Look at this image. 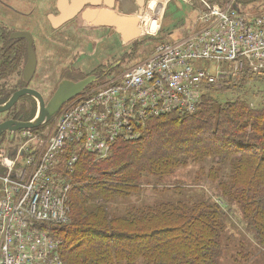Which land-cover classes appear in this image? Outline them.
I'll return each mask as SVG.
<instances>
[{"label":"trees","instance_id":"obj_1","mask_svg":"<svg viewBox=\"0 0 264 264\" xmlns=\"http://www.w3.org/2000/svg\"><path fill=\"white\" fill-rule=\"evenodd\" d=\"M257 1L264 5L246 4ZM223 83L209 89L193 115L148 122L141 139L119 143L109 158L80 156L71 175L70 223L58 231L64 264H219L229 240L224 206L240 210L264 250V96L257 95H264V73ZM192 165L216 184L215 199H191L184 187H172L179 191L174 200L107 211L146 177L161 181Z\"/></svg>","mask_w":264,"mask_h":264},{"label":"built area","instance_id":"obj_2","mask_svg":"<svg viewBox=\"0 0 264 264\" xmlns=\"http://www.w3.org/2000/svg\"><path fill=\"white\" fill-rule=\"evenodd\" d=\"M199 2V30L158 43L129 68L108 67L62 107L50 139L28 135V157L21 169L7 165L0 192V264H64L58 231L70 223L71 175L82 154L107 159L119 143L141 139L148 122L193 115L227 77L264 73V14L235 0ZM148 18L143 34H158Z\"/></svg>","mask_w":264,"mask_h":264},{"label":"flooded vegetation","instance_id":"obj_3","mask_svg":"<svg viewBox=\"0 0 264 264\" xmlns=\"http://www.w3.org/2000/svg\"><path fill=\"white\" fill-rule=\"evenodd\" d=\"M64 2L70 5L72 0ZM58 4L59 0H0V84L4 85H0V106L23 90L35 92L47 101L63 81L77 82L89 77L97 81L108 69L107 27L89 25L85 29L77 19H57ZM29 50L35 56L36 66L33 76L26 81ZM37 112V99L25 95L11 109L0 113L6 115L0 126L7 122H31ZM40 129H8L0 135V192L8 176L7 165L11 163L16 170L23 167L28 157V135L37 137Z\"/></svg>","mask_w":264,"mask_h":264},{"label":"rangeland","instance_id":"obj_4","mask_svg":"<svg viewBox=\"0 0 264 264\" xmlns=\"http://www.w3.org/2000/svg\"><path fill=\"white\" fill-rule=\"evenodd\" d=\"M194 1L196 0H193L192 3ZM206 1L210 3L223 4L228 2L229 0H218L219 2H217V0ZM235 1L237 2V4H240L245 11L251 12L254 15L264 14L263 1H257L247 4L246 1L248 0ZM152 2L162 3L163 6H161V11L163 14H160V19H162L161 23L160 21L156 23V19H150L149 23L147 24V28L151 26L153 32H155L160 27L158 34L150 36L148 34L141 35V31H144L142 27L146 26V22L144 21L142 24H140V38L133 41L130 46L123 47L121 34L119 32L118 34L116 33L119 40L117 42L116 48L113 44L112 47L114 48V50L110 48L108 51V67L121 62V69H123L125 68V63H127L126 65H128L132 61H143V59H146L149 56L153 48L158 43L166 41L171 42L176 40L177 35H185L188 29L196 20L191 19L190 10L189 12H187L189 6L192 3L189 5L186 3V0H147V4H151ZM164 5H167L166 11ZM156 6L158 7V4ZM173 30L177 34H175L172 38H169L167 32ZM111 34L112 32H110V35ZM0 85L4 87L3 84ZM259 91H261L260 88L256 90V92ZM262 92L264 93V87H262ZM54 93L55 92L53 91L48 95L46 102L50 100V98L52 97L51 95H53ZM257 95L259 97L264 96L260 93H257ZM257 103L259 104V102ZM5 117L6 115L0 116V121ZM53 122L54 120L41 127V134L39 133V136L42 135V139H50L51 136H53ZM200 167V165H192L186 169H180L172 177L164 178L161 181H157L154 177H146V182L143 184L141 189L138 190L139 192H135L131 197L127 199H117L109 206H106V209L107 211L115 212V214H118V210H116L117 208L125 210L133 205L152 206L162 201L174 200V194H176L177 196L179 194V191H173V189H170L172 187H184L185 194L188 196V198L191 199H199L201 197H204V199H215L216 184L211 183L205 176L199 174L201 169ZM206 168L208 169L209 165H207ZM220 203L222 204L221 201ZM224 204L222 205L224 206ZM224 207L227 213L225 235L226 237H229V240L223 241L224 243L222 246L224 247V249H222V254L219 258V264H264V250L257 245L256 241L254 240V236L248 232L247 226L243 220V216L240 210L235 206Z\"/></svg>","mask_w":264,"mask_h":264},{"label":"crops","instance_id":"obj_5","mask_svg":"<svg viewBox=\"0 0 264 264\" xmlns=\"http://www.w3.org/2000/svg\"><path fill=\"white\" fill-rule=\"evenodd\" d=\"M154 2H157V1H154ZM154 2H152L151 4H147V2L145 3V0H144V4L141 7L140 0H72V3L70 5L67 4V2H64V0H59L58 5H59L60 14L57 17V19H77L76 22L81 23L82 27H84L85 29L89 25L94 26V27L106 26L108 31L112 32V34L110 35V40H109V48L114 50L112 45L114 44V42H117L119 40L117 38L118 32L121 34L123 47L130 46L133 41L140 38V35L138 38H135L133 40H128L126 38L124 30H120L117 27L110 25L113 23L112 18L114 16L126 17V18H136L138 17L139 12L142 11V17L138 25V29L140 31V24L144 22V19H149L148 16L151 17V14H152L151 12L155 4L156 5L158 4V7L159 5L162 6V3H154ZM78 5H80V10L77 12ZM164 6H165V11H166L167 5H164ZM189 10H190L191 19H196V20L194 21L193 25L188 29L185 35L183 36L177 35L176 39L183 38L187 36L188 34L194 31H197L201 28L198 20L200 19V15L203 11V8L199 0L194 1L189 6V9L187 10V12H189ZM51 20L52 22L55 21V19H51ZM161 21L162 19H160V23ZM63 22H61L60 28L64 27ZM45 24L48 25V23H45ZM159 30H160V27L158 31ZM141 32H142L141 35H144L143 30ZM175 34L177 33L174 30L167 32V35L169 38H172ZM137 62L132 61L128 65H126L127 63H125V66L129 68L133 66L134 64H136Z\"/></svg>","mask_w":264,"mask_h":264},{"label":"water","instance_id":"obj_6","mask_svg":"<svg viewBox=\"0 0 264 264\" xmlns=\"http://www.w3.org/2000/svg\"><path fill=\"white\" fill-rule=\"evenodd\" d=\"M144 4V0H140L141 7ZM80 10V5L77 6V12ZM142 17V11L139 12L138 17L136 18H126V17H117L114 16L113 23L111 26H115L120 30L125 31L126 38L128 40H133L138 38L140 35V31L138 29V25L140 23ZM36 60L33 52L29 50L28 54V63L25 68V77L26 81H29L35 72ZM96 82L95 77H89L82 81H68L65 80L58 86L56 92L52 96V98L46 102L43 98L30 90H23L15 94L12 99L5 104L4 106H0V113H4L12 108V106L23 96L30 95L37 99L38 101V112L33 121L28 123L22 122H7L0 126V135L6 131H17V130H33L39 127L45 126L50 123L60 112L62 107L73 100L74 98L81 95L88 87Z\"/></svg>","mask_w":264,"mask_h":264},{"label":"bare ground","instance_id":"obj_7","mask_svg":"<svg viewBox=\"0 0 264 264\" xmlns=\"http://www.w3.org/2000/svg\"><path fill=\"white\" fill-rule=\"evenodd\" d=\"M163 7V6H162ZM163 10V9H162ZM151 13H153L152 15H151V18L150 19H156V23L158 22V21H160V14L162 13V11H161V6L159 5V7L157 8V6H156V4H155V6L153 7V9H152V12ZM163 14V13H162ZM151 24V23H150ZM154 24V23H153Z\"/></svg>","mask_w":264,"mask_h":264}]
</instances>
